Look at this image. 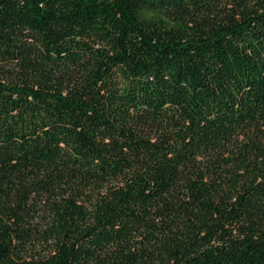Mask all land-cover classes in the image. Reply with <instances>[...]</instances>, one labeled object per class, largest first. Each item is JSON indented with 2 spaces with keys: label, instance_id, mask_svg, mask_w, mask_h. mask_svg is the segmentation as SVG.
<instances>
[{
  "label": "trees",
  "instance_id": "1",
  "mask_svg": "<svg viewBox=\"0 0 264 264\" xmlns=\"http://www.w3.org/2000/svg\"><path fill=\"white\" fill-rule=\"evenodd\" d=\"M0 264H264V0H0Z\"/></svg>",
  "mask_w": 264,
  "mask_h": 264
}]
</instances>
